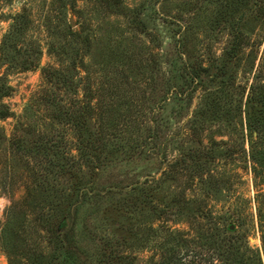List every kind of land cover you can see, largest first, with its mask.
Listing matches in <instances>:
<instances>
[{
  "label": "rangeland",
  "instance_id": "rangeland-1",
  "mask_svg": "<svg viewBox=\"0 0 264 264\" xmlns=\"http://www.w3.org/2000/svg\"><path fill=\"white\" fill-rule=\"evenodd\" d=\"M235 27L249 43L224 97L191 69L218 67ZM2 83L0 264H79L35 221L63 201L88 264L109 249L158 260L196 208L264 264V143L248 120L264 84V0H0ZM74 114L99 139L86 160ZM43 143L54 147L39 154Z\"/></svg>",
  "mask_w": 264,
  "mask_h": 264
},
{
  "label": "trees",
  "instance_id": "trees-1",
  "mask_svg": "<svg viewBox=\"0 0 264 264\" xmlns=\"http://www.w3.org/2000/svg\"><path fill=\"white\" fill-rule=\"evenodd\" d=\"M105 2L106 4L117 5L119 0H113V3L112 0H105ZM232 25H235V23ZM232 30L230 46L225 50L223 58L221 59L222 63L218 67H214L212 72L207 67L201 65L194 68L192 67L191 69L192 78H200L206 73L209 74L212 81L214 80L215 83L222 88L221 92L224 97L230 93L231 83L233 82V75L228 73L229 68L230 66H234L235 63L237 64L239 54L249 43L240 30H237L236 27ZM227 75L228 78H226ZM255 91L256 92L251 96L253 104L249 111L248 120L251 125L254 126V128L256 127L258 132L261 133V138H263L264 143V84L261 83L260 89H255ZM10 92L11 87L9 85L5 83L0 85V97L8 96ZM216 94L218 95L216 96V106H219L221 98L219 93ZM10 114L8 108L4 105H0V118L7 117ZM246 114H248V110ZM68 118L75 123L81 137H84V141L81 139L82 141L80 142H84L86 151L83 152V160H86L89 157L86 154L87 152L90 151L94 154V152L97 153V151L100 150V144L98 146L96 145L99 139L93 140L94 138L91 133L87 131L83 115H68ZM53 145L43 143L37 147V151L40 154L44 150L51 149V147L53 148ZM56 154L60 157L64 156L60 151H57ZM182 161H174L170 168L176 169V166ZM54 167L57 166L54 165ZM59 169H62V167L59 166ZM77 193L82 196V187L77 188ZM65 205L66 203L63 201L56 211H54L55 206L53 204L49 209L47 208L49 211H45L40 205L35 218L36 224H38V227H40L42 231L49 234L57 258L63 253L66 256L76 255L79 257V264H88L87 254L78 255L80 250L72 242L70 229H67V212L66 209L64 210ZM200 210L201 209L196 208L195 213H192V210H190V214L187 215L185 220L188 227L187 229L170 230L167 234L162 236L163 239L159 245V249H161L162 252L159 259L150 264H257L256 261L259 259V253L250 249L246 240L240 235H236L233 232L234 230L229 228V224H219L216 219H213L210 215L200 213ZM204 218L207 219V222L202 223L201 220ZM129 259V255H121L114 249H109L107 252L102 250L101 257L98 259V264H133ZM34 264H40V261H35Z\"/></svg>",
  "mask_w": 264,
  "mask_h": 264
},
{
  "label": "water",
  "instance_id": "water-1",
  "mask_svg": "<svg viewBox=\"0 0 264 264\" xmlns=\"http://www.w3.org/2000/svg\"><path fill=\"white\" fill-rule=\"evenodd\" d=\"M229 228H230L231 230H234L235 227H234V225L231 224V225L229 226Z\"/></svg>",
  "mask_w": 264,
  "mask_h": 264
}]
</instances>
